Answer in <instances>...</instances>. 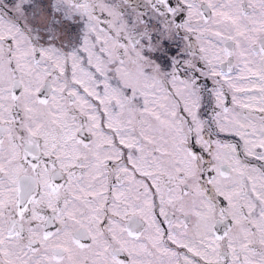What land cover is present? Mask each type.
Here are the masks:
<instances>
[{"label": "snow or ice", "instance_id": "1", "mask_svg": "<svg viewBox=\"0 0 264 264\" xmlns=\"http://www.w3.org/2000/svg\"><path fill=\"white\" fill-rule=\"evenodd\" d=\"M0 264H264V0H0Z\"/></svg>", "mask_w": 264, "mask_h": 264}]
</instances>
